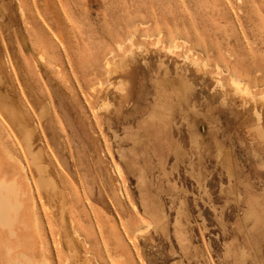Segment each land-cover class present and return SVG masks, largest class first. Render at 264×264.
<instances>
[{"label":"rangeland","instance_id":"374dc122","mask_svg":"<svg viewBox=\"0 0 264 264\" xmlns=\"http://www.w3.org/2000/svg\"><path fill=\"white\" fill-rule=\"evenodd\" d=\"M108 58L123 60L110 77ZM0 70V96L34 127L32 150L87 235L71 225L80 258L231 264L240 246L244 264H264V105L228 85L236 75L264 94V0H0ZM158 85L179 94L168 129L151 118ZM168 144L186 157L175 162ZM249 197L263 217L254 230L241 226ZM34 198L46 260L64 264V236L46 220L54 204Z\"/></svg>","mask_w":264,"mask_h":264},{"label":"bare ground","instance_id":"6f19581e","mask_svg":"<svg viewBox=\"0 0 264 264\" xmlns=\"http://www.w3.org/2000/svg\"><path fill=\"white\" fill-rule=\"evenodd\" d=\"M19 11L21 14L23 13V10L21 9V7H20ZM1 34H2V31H1ZM16 36H17V34H16ZM130 40H131V37H130ZM18 42H19V38H18ZM176 46L177 45L172 43V44L168 45L166 47V49H168V48H173V49L175 48L176 49ZM118 47L120 48L119 50H121L120 44H118ZM139 48H141V47H139ZM177 49H178V47H177ZM8 51H9V48H8ZM169 52L171 53V50H169ZM14 53H15V51H14ZM8 56H9V54H8ZM13 56H14V54H13ZM123 58H124V56H123ZM121 59H122V57H121ZM109 60H106L104 65H105V69H106L105 73L107 76L110 77V75L116 74V72H117L119 66H121V63L123 60L118 61L117 58H112L110 61ZM124 62H126V61L124 60ZM2 64H3V62H2ZM202 64H203V62H202ZM6 66H7V64H6ZM4 67H5V65H4ZM0 71H2V70H0ZM22 76L24 77L25 75H22ZM0 78L3 79V77H1V76H0ZM9 79H11V78H9ZM228 85H229V87L231 89L230 91L232 93L239 94V95H241L245 98H248L252 101H258L264 105V94L261 93L262 96L259 94L257 96L258 98L254 97L253 94L251 93L249 87L245 86L246 84L244 85L243 82L239 78H237L236 75L230 76V79L228 81ZM122 92H124V89L122 90ZM157 94H158L157 95L158 97L153 104V110L151 111V118L153 119L154 117H156V115L159 116L158 118H159L160 124L165 126V129H168L170 122L167 121L166 119L170 116V111L173 108L172 107L173 103H175L177 98L179 99V94L178 93H176V94L166 93L164 88L158 89ZM180 100L183 101V97L181 96V94H180ZM104 103L102 105H104ZM47 105H46V107H47ZM20 108H21V106H20ZM6 110L10 111V108L7 106ZM46 111H47V109H46ZM48 113L49 112H47V114ZM256 114L258 117L260 116L259 113H256ZM38 118H40V117H38ZM4 121L6 124L1 123ZM38 121H40V120H38ZM17 122H19V120H17ZM2 124L4 126L3 130L1 128ZM0 128H1L0 129V264H49L46 260V257H45L46 250L44 248V243H43V239H42V232L44 229V223H43V220L40 218V216L37 212V203H36V200L34 198V191H37V192L39 191L41 194H42V192L40 190V187L38 186L36 178H34V180L32 179L33 178V177H31L32 174L30 173L28 166L26 165V163H27L31 167V163H30L29 157L25 151V148H24L20 138L18 137V135L16 134V132L12 128L11 124L8 122V120L5 118V116L2 114L1 108H0ZM135 130H137V128H135ZM25 136L29 137V133H27V131H25ZM197 136L198 135L193 131L192 132V140L195 141ZM130 137H133L132 134L130 135ZM10 139L14 140V143L12 145L8 144L10 142ZM170 145L171 144L167 145V150H169L170 152L173 153L174 158H175V162H179L182 158L186 157L185 152L180 148L179 145H172V146H170ZM218 156L221 157L222 162H224L223 155L221 153H218ZM24 161H26V162H24ZM164 164H165V159L164 160L163 159L158 160V165L160 166V168H164ZM111 170H114V166L113 167L111 166ZM115 170H117V168ZM112 172L116 173V171H112ZM115 175L117 176V174H115ZM116 182L119 184L120 181L118 182L116 180ZM120 185H121V183H120ZM121 189H122V187H121ZM118 194L120 195V197L124 196L122 190H120L119 188H118ZM42 196H43V194H42ZM53 196L58 202H59V200H61L60 196H58V195H53ZM67 201H68V199H67ZM68 203H69V201H68ZM245 203H246V211L242 217L241 226L242 225L246 226L247 224L252 222L253 223L252 230H254L255 228L261 226L262 221H263L262 214L259 211L260 210L259 209L260 204L257 201V199L254 197H251V198L249 197ZM149 205H150V203L148 204V206ZM150 214H151L150 215L151 220H153L155 223H159L160 221H162L164 219V216H162V215L155 217L152 210H151ZM46 220L49 223V225H48L49 229H53L54 232L60 233L62 235L60 226H59L58 221L55 218L54 214L51 217H48ZM67 222H68V224H70V226L73 225L74 231L77 232L78 236L82 239L81 242H83L85 244L87 235L82 234V231L79 229V227H76V225L74 224L72 211L69 209V206L67 208ZM71 230L73 232L72 226H71ZM75 235L76 234L73 232V236H75ZM56 237H57V235H56ZM65 237H67V236L65 235ZM177 237L181 242H183L185 240L184 236L181 235L179 232H177ZM65 253H66V255H65L66 260H64V264H65V261L68 264L69 263L68 252H65ZM85 253H89V252L87 250H85ZM249 255H250L249 252H247V250L244 247H240V246L231 247V246H229V248L226 251L225 258H230L231 264H244L246 258L249 257ZM84 263L87 264L86 262H83L82 264H84ZM91 263H92V261H91Z\"/></svg>","mask_w":264,"mask_h":264},{"label":"crops","instance_id":"0c3cea01","mask_svg":"<svg viewBox=\"0 0 264 264\" xmlns=\"http://www.w3.org/2000/svg\"><path fill=\"white\" fill-rule=\"evenodd\" d=\"M1 80L2 78H0V81ZM180 88H181L180 94L183 97V101H184L185 89L182 86H180ZM157 89H163V87L158 85ZM121 94H122L121 98H124L127 95V93H125V88H124V93L122 92ZM7 106L10 108V111L6 110ZM0 108L2 110V114L11 124L12 128L20 138L25 148V151L31 163L34 176L37 180L38 186L40 187V190L44 198H47V200L53 202L54 204L55 209L53 214L58 221V224L62 232V236H64L65 239L66 252H68V256H69L68 264H82L83 262H86L87 264H92L91 261L88 259V257L83 256L82 258H80V256H78V249H79L78 247H80V245L78 240L73 236L71 227L67 222V208L69 206V203L67 201V197L64 191L62 190V188L58 186L57 181L53 179H49L47 177L46 169L41 163L39 154L35 153L32 150L33 147L32 139L35 130L34 127L28 125L23 114L16 110L12 102L8 100V96L6 94H2V96H0ZM193 110L194 109L192 108V111ZM186 116L187 115L184 114L182 116V119L185 120ZM17 120H19V122H17ZM25 131L29 133V137L25 136ZM53 195L60 196L61 200H59L58 202ZM115 200L117 201L118 204L121 203V197L118 194V189L116 190ZM65 235L67 237H65Z\"/></svg>","mask_w":264,"mask_h":264}]
</instances>
